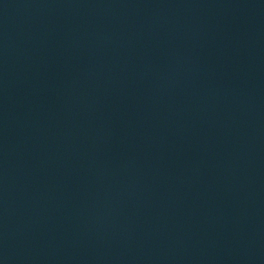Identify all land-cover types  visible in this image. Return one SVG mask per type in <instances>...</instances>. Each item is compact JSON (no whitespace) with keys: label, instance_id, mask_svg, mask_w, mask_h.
Segmentation results:
<instances>
[{"label":"water","instance_id":"obj_1","mask_svg":"<svg viewBox=\"0 0 264 264\" xmlns=\"http://www.w3.org/2000/svg\"><path fill=\"white\" fill-rule=\"evenodd\" d=\"M0 264H264V0H0Z\"/></svg>","mask_w":264,"mask_h":264}]
</instances>
